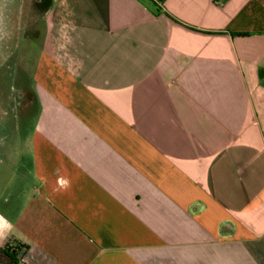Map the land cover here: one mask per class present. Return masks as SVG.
I'll return each mask as SVG.
<instances>
[{
	"label": "crops",
	"instance_id": "0c3cea01",
	"mask_svg": "<svg viewBox=\"0 0 264 264\" xmlns=\"http://www.w3.org/2000/svg\"><path fill=\"white\" fill-rule=\"evenodd\" d=\"M3 1L35 61L0 95V251L264 264V0Z\"/></svg>",
	"mask_w": 264,
	"mask_h": 264
},
{
	"label": "rangeland",
	"instance_id": "374dc122",
	"mask_svg": "<svg viewBox=\"0 0 264 264\" xmlns=\"http://www.w3.org/2000/svg\"><path fill=\"white\" fill-rule=\"evenodd\" d=\"M18 8L19 5L16 3L9 4L5 3L3 0H0V95L3 97L15 95V77L17 75H23V77L27 78L28 80V78H30L29 76L31 75V66L33 61H35V51H17L18 46L20 47L19 41L17 39H19L20 36H17L16 39L15 35L8 34L9 31L11 32L14 30V24L7 25V21H9V23H14L16 21ZM16 43H18V45ZM30 86L31 84L28 82L23 83L22 104L24 107L29 106L31 102L32 92Z\"/></svg>",
	"mask_w": 264,
	"mask_h": 264
},
{
	"label": "trees",
	"instance_id": "16d2710c",
	"mask_svg": "<svg viewBox=\"0 0 264 264\" xmlns=\"http://www.w3.org/2000/svg\"><path fill=\"white\" fill-rule=\"evenodd\" d=\"M164 1V0H163ZM216 1V0H215ZM15 245L6 244L0 251V264H16V257L19 252L26 247L19 243L14 242Z\"/></svg>",
	"mask_w": 264,
	"mask_h": 264
},
{
	"label": "built area",
	"instance_id": "2783aa9c",
	"mask_svg": "<svg viewBox=\"0 0 264 264\" xmlns=\"http://www.w3.org/2000/svg\"><path fill=\"white\" fill-rule=\"evenodd\" d=\"M151 2H154L159 7L163 4V0H151Z\"/></svg>",
	"mask_w": 264,
	"mask_h": 264
}]
</instances>
